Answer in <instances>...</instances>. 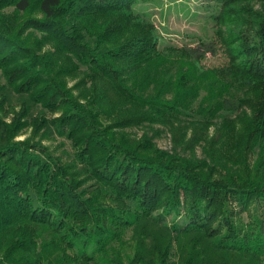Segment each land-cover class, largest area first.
<instances>
[{"label":"trees","instance_id":"obj_1","mask_svg":"<svg viewBox=\"0 0 264 264\" xmlns=\"http://www.w3.org/2000/svg\"><path fill=\"white\" fill-rule=\"evenodd\" d=\"M151 1L0 0V264H264V0Z\"/></svg>","mask_w":264,"mask_h":264},{"label":"rangeland","instance_id":"obj_2","mask_svg":"<svg viewBox=\"0 0 264 264\" xmlns=\"http://www.w3.org/2000/svg\"><path fill=\"white\" fill-rule=\"evenodd\" d=\"M205 0H153L148 4H138L151 15V18L161 34L169 43L174 45L193 46L197 40H214V23L208 19V15L202 10ZM207 67L219 66L224 63L220 54L216 56L208 55L205 60ZM134 135L140 137L144 130H133ZM30 136V131L18 139H25ZM159 148L170 150L172 147L171 137L167 132L161 131L155 138ZM45 145L58 157L68 158V153L72 152V147L64 138L56 136L51 141L44 142ZM246 222L248 213L242 215ZM168 221L170 218L167 219Z\"/></svg>","mask_w":264,"mask_h":264}]
</instances>
